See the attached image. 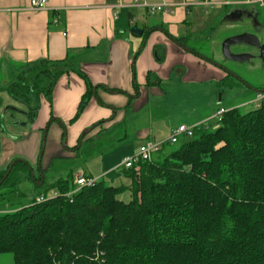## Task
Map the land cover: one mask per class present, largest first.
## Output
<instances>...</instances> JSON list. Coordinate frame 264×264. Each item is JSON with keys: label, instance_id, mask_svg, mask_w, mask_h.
Segmentation results:
<instances>
[{"label": "trees", "instance_id": "trees-1", "mask_svg": "<svg viewBox=\"0 0 264 264\" xmlns=\"http://www.w3.org/2000/svg\"><path fill=\"white\" fill-rule=\"evenodd\" d=\"M153 28H143V41ZM171 39L178 47H188L184 37ZM59 63L41 61L22 69L18 80L32 70L37 81L33 86L14 83L13 97L27 102L28 92L38 89L39 75L49 74V84L38 93L50 102L55 82L68 71L50 74ZM133 69L131 65L132 73ZM73 71L86 86L73 120L88 105L94 89L125 95L129 103L138 96L135 75L130 97L92 86L83 72ZM149 79L148 73L146 85L152 86ZM26 115L33 122L36 110ZM102 131H107L105 121L93 125L81 142ZM167 146L148 162L120 168L128 180L125 186L98 180L74 192L71 172L55 179L30 203L0 214V255L10 254L12 264H264V105L246 113L237 108L226 111L213 131L199 124L191 137H183L177 149L163 155ZM76 149L77 145L70 152L73 157ZM44 153L37 167L43 174L55 161L44 168ZM13 160L0 169V181ZM29 168L33 171L25 160L13 165L0 185L2 200L16 193L15 173L26 172L31 179ZM48 190L60 195L47 197ZM126 190L130 201L124 203L117 196ZM71 192L69 198L64 196Z\"/></svg>", "mask_w": 264, "mask_h": 264}, {"label": "crops", "instance_id": "crops-1", "mask_svg": "<svg viewBox=\"0 0 264 264\" xmlns=\"http://www.w3.org/2000/svg\"><path fill=\"white\" fill-rule=\"evenodd\" d=\"M30 1L0 0L1 67L17 65L20 73L22 67L41 61L65 63L69 59H74L72 61H75V69H73L83 72L92 86L99 85L107 89L120 90L130 97L135 91L131 80V62L135 47L126 33H129L131 24L138 18L129 10L144 12L145 21L140 29L156 27L144 41L143 36L133 35L134 38L141 40L139 48L142 49L138 63L135 62L136 70L140 74L138 96L131 98L129 103L125 95L107 93L101 88L95 90L77 122L67 129L72 135V145L75 143L73 141H78L79 132L83 128L89 126L93 128V125H97L100 121H105L107 131L109 128L125 125L134 118L131 116L139 114L144 107L143 103L150 89L152 93H160L158 87L151 88L146 85L147 72L150 71L148 65L154 67L161 80H164L167 72L175 65L187 69L183 81L226 80L224 70L221 73L213 69L208 61H202L182 47H178V44L171 39L183 37L186 39L185 35L188 32L183 27L190 26L188 16L195 9L202 8L206 14L220 9L222 13L228 15L234 10L243 9L255 14L258 9L256 6L259 9L263 7L249 0H209L212 4L208 7L199 4L201 0H165L175 5L172 14L148 15L141 9L131 7L130 0H46V9L39 11L30 9ZM153 57L159 59L160 64L155 63ZM18 65H21V68ZM85 91L86 86L82 79L73 72H64L57 79L52 90L50 101L52 117L60 119L64 124L73 120V113H76ZM95 97L103 103V106H97ZM19 114L27 116L25 113ZM47 118V105L40 99L38 116L28 129L8 127V134L0 135V169L17 157L30 164L35 163L42 129L46 124L48 125L46 129L49 131L45 140L43 167L47 168L55 158H72L70 152L63 151L59 147L62 137L60 125L53 122L48 124ZM191 126H197V123ZM171 131L170 128H164L163 131L155 122L150 121L140 124L133 135L138 141L139 148L147 141H165ZM135 151L131 149V152L125 156L133 155L137 152ZM117 169L119 170V167Z\"/></svg>", "mask_w": 264, "mask_h": 264}, {"label": "rangeland", "instance_id": "rangeland-1", "mask_svg": "<svg viewBox=\"0 0 264 264\" xmlns=\"http://www.w3.org/2000/svg\"><path fill=\"white\" fill-rule=\"evenodd\" d=\"M262 6L263 7L260 9L256 6L259 9L256 8V14H258V16L264 15V3ZM129 12L138 18L133 24H131V26L133 27L137 25L139 29L142 28L145 21L144 12H137L134 9L129 10ZM207 12L209 11L207 10ZM222 12L223 11L220 9H215L206 14L202 8L195 9L190 16H188L190 26L183 27L188 33L185 35L186 39H183L182 42L188 46L187 48L195 50L202 61H204L203 58L211 60L210 66L212 65L213 69L222 73V70L217 67H223V69L238 75L240 77L239 80H241V82L243 81L246 85L243 84V82L242 84H239L236 80L231 79L230 77H227L226 80L222 82L215 79L183 81L182 79L187 74V69L179 65L173 66L167 72L164 80H161L160 75L156 73L154 67L148 65L147 68L150 71L147 73L150 74L149 81L152 85L148 87H158L160 93H152V90L150 89L148 91V96L143 103L144 107L141 108L139 114L131 116L134 117L131 121L125 125H118L109 128L108 131H102L99 135H92L88 138L86 143L81 142V145H79V141L81 140L82 133L92 126L83 128L79 132L78 143L77 141H73V143H75L72 145V135L67 129L69 126L74 125L79 117L76 120H71L65 124L60 121V119L52 117L51 103L44 96V93H38L42 88L49 84V74L39 75L41 81L37 84L38 89L30 90L27 94V102H21L16 100L11 94V86L14 83L21 84L23 82L28 86H33L37 81L34 79L37 72L32 70L29 73L27 72L24 76V80L20 81L17 78L19 76L17 65L0 66V135L3 133L8 134V127L17 126L18 129H28L32 122L29 121L27 116H22L19 113L26 114L30 110H36V116L33 119L34 122L40 110V99H42L48 109V118L46 122L48 124L49 122H53L60 125L63 139L61 137V144L59 147L63 151L71 152L72 148H74L73 146L77 145L75 157L72 156V158H61L57 160L55 158L53 166L42 175L44 181L43 185L40 184V182H34L32 178L29 179V174L26 172L15 173L13 183L16 184L14 188L17 189L16 193L9 199L2 200L0 198V214L14 212L21 208V204L26 205L30 203L38 192H44V190L47 189V186L55 179L66 176L71 172L74 176V180L78 175H84L86 177H91L92 179H99V181H103L110 186L127 185V179L121 173V169L119 168L118 170L117 168L120 166L121 161H123L122 159L125 158V155L131 152V149L135 151L138 148V141L133 133L142 123L153 121L163 131L164 128H170V130H172L169 135L170 137L173 131L179 126L184 125L189 127L195 123H197V125L205 124L209 130L211 129V131H213L216 128L218 121L214 115L217 109L220 108H223L226 111L237 108L240 113H246L255 109L253 101L256 99L257 92H254V90L249 89L248 87H261L262 83L264 84V79L262 78L260 81V76L258 79L255 74L260 70L261 66L254 61L249 63L245 61L230 62L223 58L221 53L222 43L227 38L239 35L242 31H245L246 28L239 23H231L227 18V13ZM125 23L128 24V21L125 20ZM126 35L130 42L134 43L135 54L133 55V58H135V62L138 63L137 61L142 52V49L139 48L141 40L134 38L130 32L126 33ZM229 50L232 54L239 51L236 45H230ZM155 54L157 55L156 47ZM72 60L74 59H69L65 63L55 65L56 68L50 70V74L55 75L58 70L66 69L68 70L67 72H73L74 75L80 78L72 69L75 64V61ZM153 60L157 64H160L161 62L159 59L157 60L156 57H153ZM136 63L134 64L133 70L136 76L135 81L139 84L138 81H140V74L136 70ZM20 66L21 65H18V67ZM22 69L25 70V66L22 67ZM60 76H62V74ZM132 77L131 73V80ZM97 106L100 107L99 104H97ZM73 114V117H75L77 111ZM47 126V124L44 126L42 136ZM46 131L47 134L45 136L47 140L49 129ZM169 137H167V139ZM182 138L183 137H181L176 144L167 146L163 155H167L170 151L177 149L182 143ZM41 144L42 137L39 145L40 149L36 157L37 165L36 162L29 163L33 169V177L36 178H40L41 176L37 169ZM14 160L23 159L17 157ZM109 168L112 170H108ZM115 169L117 170L114 172L113 170ZM46 194L50 196L52 191L48 190ZM117 199L124 203L129 202V192L126 190L120 193L117 196ZM0 264H12L11 255H0Z\"/></svg>", "mask_w": 264, "mask_h": 264}, {"label": "built area", "instance_id": "built-area-1", "mask_svg": "<svg viewBox=\"0 0 264 264\" xmlns=\"http://www.w3.org/2000/svg\"><path fill=\"white\" fill-rule=\"evenodd\" d=\"M249 2H257L263 5L264 0H249ZM199 4L204 7H208L211 6L212 3L209 0H201ZM130 5L131 7L145 11L148 15H154L158 13L172 14L173 8L175 6L171 3L166 2L165 0H130ZM30 9L34 11L46 9V0H31ZM52 22L55 23V21ZM253 103L255 104V108H259L261 105H264V92L257 93L256 99L253 101ZM225 112V109L220 108L215 112L214 116L219 120ZM195 127L196 126L187 127L181 125L176 128L173 131L172 135L163 142H144L139 146L135 154L125 156V158L122 159L123 161H121L119 168L129 169L140 162L150 161L152 157L162 149L163 145H173L176 144L181 137H191ZM98 180L99 179L86 178L84 175H80L74 180V192L82 187H91ZM74 192L65 194L64 196L66 198H69ZM59 195L60 194L57 192H52V194L50 196L47 195V197L55 198ZM43 199V196H40L38 198V201L41 202L43 201Z\"/></svg>", "mask_w": 264, "mask_h": 264}, {"label": "flooded vegetation", "instance_id": "flooded-vegetation-1", "mask_svg": "<svg viewBox=\"0 0 264 264\" xmlns=\"http://www.w3.org/2000/svg\"><path fill=\"white\" fill-rule=\"evenodd\" d=\"M255 15V14H254ZM252 16V12L246 9L243 10H234L231 13H229L227 15V18L230 20L231 23H239L241 26L245 27L246 30L242 31V33H247L250 35H253L257 38L260 47H253L250 44H246V43H242V44H235L237 46V48L239 49L238 52L233 53V54H246L249 57V59L245 62L249 63V62H257L259 63V65L261 66L260 70H258V72H256V78L259 79L260 76V81L262 80V78L264 79V47L261 49L262 44L264 45V15L263 16H258V14H256L253 18ZM263 19V20H262ZM230 48V47H229ZM230 51V50H229ZM263 51V55L261 56V52ZM221 70H224V72L226 73V75H228L231 79L236 80V82H238L239 84H242L240 77L236 74H233L232 72H229L225 69H223V67L221 68ZM243 84H245L243 82ZM246 85V84H245ZM248 87V86H247ZM249 89L252 90H261L262 92L264 91V84L262 83L261 87H248Z\"/></svg>", "mask_w": 264, "mask_h": 264}, {"label": "water", "instance_id": "water-1", "mask_svg": "<svg viewBox=\"0 0 264 264\" xmlns=\"http://www.w3.org/2000/svg\"><path fill=\"white\" fill-rule=\"evenodd\" d=\"M256 14V13H255ZM252 16L254 17L255 15L252 14ZM251 16V17H252ZM252 17V18H253ZM129 32L130 34L134 35V36H137V37H142L144 35V31L142 29H139L136 26H133L129 29ZM242 43H248L250 44L251 46L253 47H260L259 45V42L257 40V38L253 35H250V34H247V33H243V34H239V35H236V36H233V37H230V38H227L221 45V53H222V56L224 59H226L227 61H230V62H242V61H247L249 59L250 56L246 55V54H232L230 53L229 51V47L230 45H235V44H242ZM264 47V45L262 44L261 46V49ZM184 50H188L186 47H183ZM263 55V51L261 52V56L262 57ZM263 58V57H262ZM134 59L132 60V66H134ZM132 76H134V73H132ZM132 77V78H133ZM95 91V90H94ZM254 92H257V93H262L261 90H255ZM93 128L90 127L89 129H86L82 135H81V138L89 133ZM47 129L44 130V134L42 136V144H41V151H40V154H39V157H38V167L40 166V161H41V157L43 155V151H44V146H45V140H46V134H47ZM79 145H81V140L79 141ZM1 152V151H0ZM17 161H20V160H14L11 162V164L9 165L8 167V170L6 171V174L4 175V178L2 179V181L9 175V173L11 172V169L13 167V165L17 162ZM30 169V168H29ZM30 172H31V178L33 177V174H32V171L30 169ZM40 177H41V181H40V184H42L43 182V173L40 172ZM33 180V178H32ZM2 181H0V185L2 183Z\"/></svg>", "mask_w": 264, "mask_h": 264}]
</instances>
